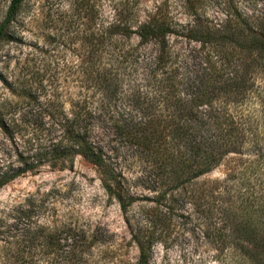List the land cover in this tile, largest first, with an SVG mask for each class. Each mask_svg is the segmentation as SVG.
<instances>
[{"label": "trees", "instance_id": "trees-1", "mask_svg": "<svg viewBox=\"0 0 264 264\" xmlns=\"http://www.w3.org/2000/svg\"><path fill=\"white\" fill-rule=\"evenodd\" d=\"M23 2L11 0L0 21V50ZM216 7L210 16L203 0H186L181 22L163 7L140 18L115 4L110 22L81 38L75 92L1 78L16 98L0 97V188L81 158L130 238L113 243L62 212L54 190L36 192L0 215V264H152L157 246L187 238L215 264H264V9ZM226 162L224 177L209 178Z\"/></svg>", "mask_w": 264, "mask_h": 264}, {"label": "rangeland", "instance_id": "rangeland-1", "mask_svg": "<svg viewBox=\"0 0 264 264\" xmlns=\"http://www.w3.org/2000/svg\"><path fill=\"white\" fill-rule=\"evenodd\" d=\"M221 0H203L207 15L215 16ZM243 10H263L264 0H234ZM11 0H0V21ZM186 0H24L13 25L14 37L0 50V97L15 99L8 83L30 79L33 91L42 94L64 86L74 89L80 76L87 49L81 38L91 34L114 16V6L129 5L140 18L156 7H163L176 20L186 22ZM131 44H136L133 40ZM178 49L186 48L182 41L173 40ZM34 80V81H33ZM18 84L14 85L13 88ZM230 162L209 176L224 177ZM62 212L73 213L82 221L101 226L111 235L113 243L127 242L129 231L118 203L110 200L101 184L99 171L78 158L72 170L45 168L37 174L23 175L0 188V215L6 216L28 195L53 191ZM129 258L136 260L133 247ZM152 264H215L213 251L200 240L187 238L180 246L164 249L157 246Z\"/></svg>", "mask_w": 264, "mask_h": 264}]
</instances>
